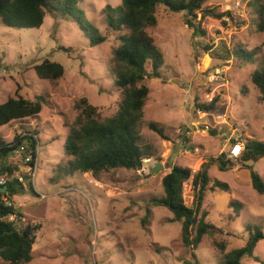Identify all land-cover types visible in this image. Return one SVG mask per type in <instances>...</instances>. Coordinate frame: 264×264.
Segmentation results:
<instances>
[{"label":"rangeland","instance_id":"1","mask_svg":"<svg viewBox=\"0 0 264 264\" xmlns=\"http://www.w3.org/2000/svg\"><path fill=\"white\" fill-rule=\"evenodd\" d=\"M77 1L83 21L105 38L101 44L91 47L74 20L55 14H47L38 29L8 28L0 22V104L14 98L16 91L30 101L37 96L45 99L41 112L23 121L38 132L35 169L27 171L20 155L0 160V170L3 165H17L31 177L34 189L10 202L20 210L25 224L39 226L32 259L24 264H193L181 242V224L170 223L172 214L152 207L150 200L163 196L161 179L173 165L194 173L203 158L227 151L232 139L264 143V102L250 82V73L264 68V34L247 23L207 18L205 36L200 38L183 25L182 13L169 14L159 7L157 25L146 33L163 56L162 76L145 81L149 94L139 127L143 143L156 154L139 170L116 169L93 178L66 166L64 124L74 120L73 105L81 98L95 106L102 118L118 109L121 91L114 84L111 60L112 50L120 43L118 33L107 29L105 9L119 7L121 0ZM238 1L240 5L235 6ZM248 2L206 0L204 6L246 20ZM236 44L256 50L252 65L230 57L228 50ZM44 61L61 65L63 77L38 79L33 68ZM194 98L199 103L217 99L215 109L194 110ZM149 123L162 128L168 141L150 130ZM18 126L19 122L1 126L0 139L10 143L20 132ZM213 130L216 135L211 134ZM249 158L238 160L229 172L209 170L211 183H225L228 191L214 188L206 193L202 208L218 231L205 236L195 250L198 264H215L223 257L214 241L225 243L227 254L242 248L256 230L264 236V194L251 188L248 169L264 180V157ZM156 164L163 168L150 173ZM183 199L191 205L190 183L183 186ZM235 201L241 205L238 216L230 205ZM148 210L147 223L142 225ZM253 257L241 263L264 264V238Z\"/></svg>","mask_w":264,"mask_h":264},{"label":"trees","instance_id":"2","mask_svg":"<svg viewBox=\"0 0 264 264\" xmlns=\"http://www.w3.org/2000/svg\"><path fill=\"white\" fill-rule=\"evenodd\" d=\"M206 0H121L120 6L112 9L106 7L105 20L107 29L118 33L119 46L112 50L111 66L116 73L114 84L120 89V102L116 113L108 118H102L98 109L91 105L86 98H81L73 105L74 120L64 124L67 134L63 143L66 166L73 173L89 174L98 178L100 174L116 169L136 171L142 168L144 160L154 159V148L143 143L140 134V124L143 117V107L146 103L149 89L145 81L161 79L160 68L164 59L156 48L146 30L157 25L156 12L159 7L171 14L182 13L183 25L193 30V34L205 36L204 21L207 18H228L241 24L250 25L256 33L264 34V0H249L247 3L248 16L243 19L233 18L230 11L217 13L215 8L205 7ZM47 14H55L74 20L83 35L89 39L91 47L101 44L105 38L91 24L80 17L77 0H0V22L3 26L15 29H38L43 24ZM228 54L239 64L252 65L255 61L256 50L248 51L240 44L233 45ZM40 80L55 81L63 77L61 65L44 61L33 68ZM250 82L258 90L260 100L264 102V68L250 73ZM45 99L37 96L33 101L19 96L17 91L14 98H8L0 104V127L12 122H19V133H15L10 143L0 139V160L9 156L20 155L24 161L27 155L32 157L29 166L32 167L40 147L38 132L29 130L23 121L36 117L42 109ZM217 99L209 103H199L194 98L193 108L202 113L215 109ZM148 128L163 140L168 138L162 128L149 123ZM216 135V131H211ZM243 142L244 151L241 159L254 156L253 160L264 157V143L254 139L235 138L230 141ZM22 147V151H21ZM156 162L160 158L156 156ZM22 164H19V166ZM236 166L227 159L224 151L218 156L203 158L196 172L187 167L173 165L161 179L163 196L150 200L152 207L167 209L172 218L170 223L181 224V242L190 251L193 264H198L195 250L203 238L212 235L218 229L211 224L208 213L202 208L207 191L218 188L228 191L225 183H211L209 170L216 167L220 172H229ZM249 178L251 188L258 195L264 194V180L250 166ZM0 178L5 179L0 186V264H24L32 259V252L37 243L36 231L39 226L23 222L19 209L3 204L2 199L12 202L16 195L26 190L34 192L31 177L21 173L17 165H3ZM19 173L25 179L20 183L15 177ZM190 183L192 192L191 205L187 206L183 199V186ZM5 188L2 193L1 189ZM231 207L238 216L240 203L232 202ZM147 215L142 225L147 223ZM13 216L10 220L9 217ZM263 234L256 230L251 234L242 248L225 253V243L213 242L223 257L215 264H242L244 258H254L253 252ZM183 264H191L184 262Z\"/></svg>","mask_w":264,"mask_h":264},{"label":"built area","instance_id":"3","mask_svg":"<svg viewBox=\"0 0 264 264\" xmlns=\"http://www.w3.org/2000/svg\"><path fill=\"white\" fill-rule=\"evenodd\" d=\"M240 5V2H236L235 3V6H239ZM206 129L208 130V127H206ZM22 147H21V151H22ZM243 151H244V144L240 141H236L234 142L233 144H230V147L228 148V150L226 151L227 152V159L229 161H231L232 163H235L237 162L238 160L241 159L242 155H243ZM16 155H19V154H16ZM32 161V157L30 155H27L24 159V163H23V167L27 170V171H30L31 169L34 170L35 167H34V164L32 167L29 166V163ZM151 162V159H147V160H144V164L145 163H150ZM15 177L16 179L18 180V182L20 183H23V178L21 175H19L18 173L15 174ZM5 183V179L3 177L0 178V186H3ZM2 192V191H1ZM2 202L4 205L6 206H11V203L7 200V199H2ZM10 220L13 219V216H10L9 217Z\"/></svg>","mask_w":264,"mask_h":264},{"label":"water","instance_id":"4","mask_svg":"<svg viewBox=\"0 0 264 264\" xmlns=\"http://www.w3.org/2000/svg\"><path fill=\"white\" fill-rule=\"evenodd\" d=\"M248 159H250V158L247 157V158L245 159V161L248 160ZM251 159H254V156H251ZM162 168H163L162 165H160V164H156L155 167L151 170L150 173L158 172V171L161 170ZM1 191H2V193H3V192L5 191V188H2Z\"/></svg>","mask_w":264,"mask_h":264}]
</instances>
